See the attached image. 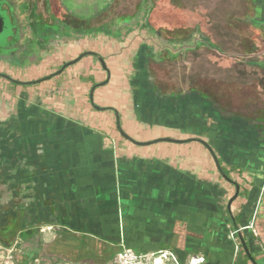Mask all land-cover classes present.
<instances>
[{
	"label": "crops",
	"instance_id": "0c3cea01",
	"mask_svg": "<svg viewBox=\"0 0 264 264\" xmlns=\"http://www.w3.org/2000/svg\"><path fill=\"white\" fill-rule=\"evenodd\" d=\"M241 1L235 20L252 30L241 37L253 48L236 54L243 69L234 107L192 86L190 67L184 78L169 79L165 69L158 77L154 64L181 63L210 41L194 31L198 40L149 44L148 0L134 16L114 13L115 0H0L8 23L0 72L21 81L51 75L4 84L14 89L10 104L19 112L7 124L11 133L0 126L14 156L13 238L35 221L42 230L55 225L59 235L121 238L138 253L165 246L184 264L193 256L204 258L200 264H264V0ZM84 52L99 54L110 72L94 90L95 104L115 108L133 139L198 137L212 147L239 185L230 207L236 188L203 144H134L120 135L112 110L92 105L91 87L106 79L96 56L52 75Z\"/></svg>",
	"mask_w": 264,
	"mask_h": 264
},
{
	"label": "rangeland",
	"instance_id": "374dc122",
	"mask_svg": "<svg viewBox=\"0 0 264 264\" xmlns=\"http://www.w3.org/2000/svg\"><path fill=\"white\" fill-rule=\"evenodd\" d=\"M192 1V6H195L196 10L202 13L206 12L207 15H212L214 18L217 15L216 13H218L222 20L226 19L228 23L242 34L249 37L252 35L251 29H244L246 26H242L244 24L235 20V14L239 10L238 7L243 4L241 0ZM226 9H228V18L223 17L224 13L222 11ZM155 28L157 29H153V32L149 34L145 33V36L143 35V39L148 40L149 44L160 47L163 45L164 40H179L168 39L167 37L172 36L170 33L161 31L160 29L162 27L156 26ZM156 32L159 33L158 36ZM188 35L185 34V36ZM190 36L194 40L200 38L198 32H192ZM250 46L253 48L252 44ZM192 50L187 52L185 60L181 63L166 61L161 65L154 64L153 67L158 77L162 79L160 73L163 72L162 69H165V73L168 72V75H170L167 76L169 79L173 76H181L184 78L189 67L191 72L196 67L197 69H201L200 72L202 74H213L215 77H218L217 79L227 80L229 82L235 81L238 79V74H242L243 66L236 59L237 50L232 47H226V54L207 51L205 48H200L194 52ZM190 83L192 84V82ZM4 84L9 85V80L0 84V103L5 101V107L2 108L0 106V126L4 125L6 132L11 133L12 124L10 123V126H7V124L13 119V115H18L19 112L17 114L14 113L13 107L10 104L13 100L11 92L14 89H6L4 88ZM8 98H10V101ZM95 101L96 99L94 98V103ZM235 107H237L236 104ZM8 142L5 141L6 145H3V142L0 141V229L7 228L13 220L12 186L15 165L13 154L8 152L10 147H12V143L7 144ZM3 147L6 151L4 153L2 152ZM23 228L25 230L17 237L11 239L10 243L5 244L0 242V264H116L115 257L122 250V245L128 248L121 238L118 241L119 243H116L110 237L93 238L72 231H67L64 235H59V228L55 225L42 230L41 226L39 227L35 221L26 222ZM116 244H120L119 250L114 246ZM145 254V256L136 260H129L126 264H150L153 258L151 252H146ZM173 254L180 264H184L179 261L178 256L174 252Z\"/></svg>",
	"mask_w": 264,
	"mask_h": 264
},
{
	"label": "trees",
	"instance_id": "16d2710c",
	"mask_svg": "<svg viewBox=\"0 0 264 264\" xmlns=\"http://www.w3.org/2000/svg\"><path fill=\"white\" fill-rule=\"evenodd\" d=\"M150 5L147 10V21L149 26L153 29L156 26L162 27L160 30L170 33L172 36L168 39H189L190 33L198 31L205 37L209 38L210 44H197L194 46L192 52L200 48H205L207 51H214L218 54H226V47H232L237 51L252 52L250 44L242 42V33L235 29L227 20H222L216 13L214 18L212 15L202 13L192 6V0H148ZM144 0H115L112 10L114 13H132L134 16L141 7ZM223 17L228 18V12L222 11ZM221 19V20H220ZM104 31H107L104 29ZM185 34H189L185 36ZM193 68V67H192ZM198 73L193 72L192 78L188 74V80L192 82V86L204 87L212 89L214 95L218 96L222 101L228 98V102L235 107L237 106V82L223 81L212 76H201V69H197ZM17 84V83H15ZM227 175L228 172L223 170ZM120 249V246H116ZM165 247V246H164ZM164 247L160 248L162 250Z\"/></svg>",
	"mask_w": 264,
	"mask_h": 264
},
{
	"label": "water",
	"instance_id": "95a60500",
	"mask_svg": "<svg viewBox=\"0 0 264 264\" xmlns=\"http://www.w3.org/2000/svg\"><path fill=\"white\" fill-rule=\"evenodd\" d=\"M7 31H8V23H7V20H6V16L0 10V36H3ZM87 54L96 56L98 58V60L100 61L102 68L106 71V79L103 82H101V83L94 84L91 87V89H90L89 99H90V102L92 103V105L95 108L100 109V110H107V109L108 110H112L114 112V114H115V117H116V124H117L118 131L120 132V134L122 136H124L126 139L130 140L134 144H138V145H148V144H151V143H154V142H158V141H167V142H174V143H185V142H188V141H197V142L203 144L209 150V152L211 153V155H212V157L214 159V162L216 164V167H217L219 173L221 174V176L225 180H227L228 182L232 183L235 186V188H236L234 195L230 198L229 203H228V207H230L231 202L237 197V195L239 193V185L234 180L230 179L224 173V171L222 170V168H221V166H220V164L218 162V159H217V157H216V155H215L212 147L206 141H204L203 139L198 138V137H192V138H189V139H174V138L162 137V138H158V139L150 140V141H137V140L133 139L131 136H129L126 132L123 131V129L121 127V124H120V119H119L118 111L115 108H113V107H101V106H97L94 103L93 93H94L95 88L98 87V86H100V85H103V84L107 83V81L109 79V76H110V72H109V70H108V68H107V66H106L103 58L99 54H96L94 52H84V53L80 54L78 57H76V58H74V59H72V60H70L68 62H65L57 71L53 72L52 75L59 74L60 72L63 71L64 68H66L67 66L75 63L81 57H83L84 55H87ZM0 77H4V78H6V79H8V80H10V81H12L14 83L28 85V84H31V83L40 82V81L49 79L51 77V75H48V76L39 78L37 80H30V81L17 80L15 78L9 76L8 74L2 73V72H0ZM241 242L243 244V241H241Z\"/></svg>",
	"mask_w": 264,
	"mask_h": 264
},
{
	"label": "built area",
	"instance_id": "2783aa9c",
	"mask_svg": "<svg viewBox=\"0 0 264 264\" xmlns=\"http://www.w3.org/2000/svg\"><path fill=\"white\" fill-rule=\"evenodd\" d=\"M238 230H234L232 232H230V237L234 240V236L237 233ZM235 246V250H238V244L234 243ZM145 253H138L135 252L134 250L130 249V248H125L122 245V250L117 254V256L115 257V262L116 264H126L128 263L129 260L131 259H138L140 257L145 256ZM152 255V261L150 262V264H153V261L156 260L157 257L161 258L164 261V264H170L171 262H173L172 264H180L177 259L174 257V254L172 251L170 250H166V249H162V250H157L155 252H151ZM204 258L201 257H197V256H193L190 257L187 264H200L201 262H203Z\"/></svg>",
	"mask_w": 264,
	"mask_h": 264
},
{
	"label": "flooded vegetation",
	"instance_id": "af4514ba",
	"mask_svg": "<svg viewBox=\"0 0 264 264\" xmlns=\"http://www.w3.org/2000/svg\"><path fill=\"white\" fill-rule=\"evenodd\" d=\"M156 33L159 35L158 32ZM4 234H6V236L9 237L4 236ZM13 237H14L13 230L10 226L4 229H0V242L8 244L10 243V240L13 239Z\"/></svg>",
	"mask_w": 264,
	"mask_h": 264
},
{
	"label": "bare ground",
	"instance_id": "6f19581e",
	"mask_svg": "<svg viewBox=\"0 0 264 264\" xmlns=\"http://www.w3.org/2000/svg\"><path fill=\"white\" fill-rule=\"evenodd\" d=\"M153 264H164V261L161 258L157 257L156 260L153 261Z\"/></svg>",
	"mask_w": 264,
	"mask_h": 264
}]
</instances>
